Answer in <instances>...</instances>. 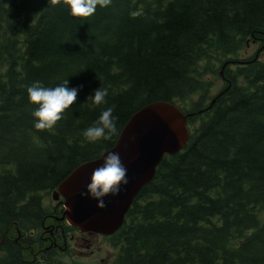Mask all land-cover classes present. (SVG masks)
Segmentation results:
<instances>
[{
    "label": "trees",
    "instance_id": "obj_1",
    "mask_svg": "<svg viewBox=\"0 0 264 264\" xmlns=\"http://www.w3.org/2000/svg\"><path fill=\"white\" fill-rule=\"evenodd\" d=\"M69 12L63 0H0V264L58 263L59 248L43 250V221H54L45 195L115 145L119 135L83 136L104 110L114 108L120 134L156 100L193 112L191 136L106 235L120 247L116 264H264V60L230 65L246 39L264 45V0H112L88 18ZM225 61L224 92L206 109V71ZM65 80L83 85L76 102L37 131L27 88ZM99 87L107 102L93 106ZM61 222L67 234L76 227Z\"/></svg>",
    "mask_w": 264,
    "mask_h": 264
},
{
    "label": "water",
    "instance_id": "obj_2",
    "mask_svg": "<svg viewBox=\"0 0 264 264\" xmlns=\"http://www.w3.org/2000/svg\"><path fill=\"white\" fill-rule=\"evenodd\" d=\"M188 114L169 100L149 102L135 111L120 131L114 146L94 159L77 165L53 190L54 197L63 194L65 208L61 218L78 225L81 230L104 234L118 229L125 220L134 196L156 173L166 152L177 153L185 145L190 131ZM119 153L127 168V185L121 191L103 198L105 207L86 193L94 169L99 167L108 153Z\"/></svg>",
    "mask_w": 264,
    "mask_h": 264
},
{
    "label": "clouds",
    "instance_id": "obj_3",
    "mask_svg": "<svg viewBox=\"0 0 264 264\" xmlns=\"http://www.w3.org/2000/svg\"><path fill=\"white\" fill-rule=\"evenodd\" d=\"M52 6L61 3V0H48ZM63 3L70 9L69 14L73 17L88 18L92 16L97 6L106 7L112 3V0H63ZM138 13H130L135 17ZM68 80L56 87H44L40 82H34L27 88L29 101L37 105L33 111L34 128L37 131L52 129L58 121L63 118V113L73 105L78 97L79 91L83 85L77 87H68ZM108 95L107 89L98 88L93 94L87 97L93 106L106 103ZM114 108L108 107L99 116L94 124L88 127L83 136L89 142L95 143L100 139H110L113 135H119L116 121L118 117L113 115ZM127 168L120 159L119 153H108L103 163L93 170L91 182L86 186V193L90 198L98 201L97 207L104 208L106 205L103 198L112 195L115 196L121 191V185H127Z\"/></svg>",
    "mask_w": 264,
    "mask_h": 264
},
{
    "label": "rangeland",
    "instance_id": "obj_4",
    "mask_svg": "<svg viewBox=\"0 0 264 264\" xmlns=\"http://www.w3.org/2000/svg\"><path fill=\"white\" fill-rule=\"evenodd\" d=\"M262 41L248 38L243 43V47L239 49L236 57H233L234 61L230 63L231 67L237 68L239 64H245L244 61L255 55L256 53L264 60V45ZM217 46L212 44L209 52L214 53ZM212 49V50H211ZM208 53V52H207ZM215 58L220 60L219 55L221 51L216 52ZM244 60V61H243ZM211 61V60H210ZM203 62V61H202ZM218 63V62H217ZM220 66V63H219ZM222 66V64H221ZM211 68V64H210ZM205 77L208 80L213 81V87L211 88L210 97L215 95L225 85V79L223 75L216 72L211 74L210 69H207ZM198 95H196V98ZM52 193L45 195L46 204L54 205V201L51 196ZM63 196V194H61ZM90 231V230H86ZM69 234H73L74 237L68 239L67 251L61 249L62 254L56 256L57 264H116V257L120 247L114 245L112 239L106 237L103 233L89 234L85 231H81L78 227L69 230ZM41 254V251L39 252Z\"/></svg>",
    "mask_w": 264,
    "mask_h": 264
},
{
    "label": "flooded vegetation",
    "instance_id": "obj_5",
    "mask_svg": "<svg viewBox=\"0 0 264 264\" xmlns=\"http://www.w3.org/2000/svg\"><path fill=\"white\" fill-rule=\"evenodd\" d=\"M52 199L55 203H54L53 208L51 210L52 212H49V214L53 215L52 218L54 221L49 222L48 224H45L43 221V225L47 227L46 230H48V232L50 233V238H45L49 242L47 243V245L45 246V248L43 250L49 249L53 246H56L57 248H59L58 249L59 251H61V249H64V248H65L64 249V251H65L66 249H68L66 247V245L68 246V239L70 237H74V235L69 234V233L68 234L65 233L66 232L65 231L66 224L61 222V221H65L64 218L60 217L62 215L64 208H65L64 197L61 194L57 195V197H54V194H53ZM47 225H49V226H47ZM75 228H77V227H75ZM81 231H84V230H81ZM85 232H87L89 234H98L95 231H85Z\"/></svg>",
    "mask_w": 264,
    "mask_h": 264
}]
</instances>
